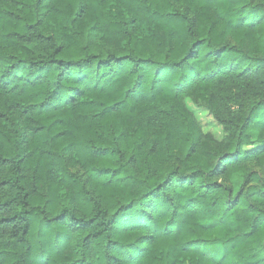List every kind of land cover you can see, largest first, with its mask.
I'll use <instances>...</instances> for the list:
<instances>
[{
    "label": "trees",
    "instance_id": "obj_1",
    "mask_svg": "<svg viewBox=\"0 0 264 264\" xmlns=\"http://www.w3.org/2000/svg\"><path fill=\"white\" fill-rule=\"evenodd\" d=\"M0 264H264V8L0 0Z\"/></svg>",
    "mask_w": 264,
    "mask_h": 264
},
{
    "label": "rangeland",
    "instance_id": "obj_2",
    "mask_svg": "<svg viewBox=\"0 0 264 264\" xmlns=\"http://www.w3.org/2000/svg\"><path fill=\"white\" fill-rule=\"evenodd\" d=\"M187 106L201 124L204 132H211L216 138L222 137V128L211 118L206 109L193 106L190 102H188Z\"/></svg>",
    "mask_w": 264,
    "mask_h": 264
},
{
    "label": "clouds",
    "instance_id": "obj_3",
    "mask_svg": "<svg viewBox=\"0 0 264 264\" xmlns=\"http://www.w3.org/2000/svg\"><path fill=\"white\" fill-rule=\"evenodd\" d=\"M253 2L261 5V7L264 8V0H253Z\"/></svg>",
    "mask_w": 264,
    "mask_h": 264
}]
</instances>
